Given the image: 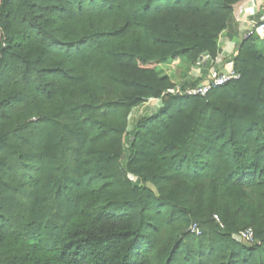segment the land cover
<instances>
[{"label": "trees", "instance_id": "1", "mask_svg": "<svg viewBox=\"0 0 264 264\" xmlns=\"http://www.w3.org/2000/svg\"><path fill=\"white\" fill-rule=\"evenodd\" d=\"M241 1L0 0V264H264V38L129 131L173 86L157 66L214 60Z\"/></svg>", "mask_w": 264, "mask_h": 264}, {"label": "crops", "instance_id": "2", "mask_svg": "<svg viewBox=\"0 0 264 264\" xmlns=\"http://www.w3.org/2000/svg\"><path fill=\"white\" fill-rule=\"evenodd\" d=\"M264 20V0H244L233 6L231 19L217 40L218 55L212 60L208 56L199 58L187 74L181 78L189 83L198 84L213 69L226 71L234 68L235 52L243 41L252 21Z\"/></svg>", "mask_w": 264, "mask_h": 264}, {"label": "built area", "instance_id": "3", "mask_svg": "<svg viewBox=\"0 0 264 264\" xmlns=\"http://www.w3.org/2000/svg\"><path fill=\"white\" fill-rule=\"evenodd\" d=\"M258 36L261 39L264 38V20L252 21L251 28L246 32L243 37V40L249 39L251 37ZM240 74L237 73L234 68H230L226 71L211 70L207 73L202 82L196 85H173L166 91H164L160 99L166 97H177V98H205L211 91L221 88L230 83L236 82L240 79ZM149 103H153V100H150ZM214 219L219 224V219L214 216ZM219 227L222 228V225L219 224ZM188 232L194 236H200L201 231L196 224H191L188 228ZM234 240L238 241L244 245H252L255 243L254 233L252 229H246L238 232L234 236Z\"/></svg>", "mask_w": 264, "mask_h": 264}, {"label": "rangeland", "instance_id": "4", "mask_svg": "<svg viewBox=\"0 0 264 264\" xmlns=\"http://www.w3.org/2000/svg\"><path fill=\"white\" fill-rule=\"evenodd\" d=\"M131 3H126V9L127 11H131V7H133L139 0H130ZM166 9V8H165ZM131 13V12H130ZM260 38V37H259ZM196 64L190 63L189 61L186 60H181L178 63H175L174 65H172L170 62H166L164 64L158 65L156 68V73L158 75V77L160 79L163 80H168V82L171 85H196L194 83H189L187 81H185L184 79L181 78V74H187L188 71L191 69L192 66H194ZM37 96H43L42 94H37V93H33V97H37ZM150 100H153V103H149ZM149 101L141 104L140 106H138L137 108H134L131 112V117H130V127H129V131L132 130L133 125L136 123L137 119L140 117H144L147 115H152L154 114L159 108H160V104H161V100L160 97L157 99H150ZM29 106V102L27 103H15L11 106V108H15L14 111H17V113L19 111H23V107L27 108ZM19 108V109H17ZM35 119V118H34ZM32 122H35L32 120ZM131 179V184L133 185H140L136 179L134 178H130ZM217 217V216H216ZM214 218V216H213ZM183 232H187L188 231V227L184 226L183 228ZM204 237V236H203ZM190 238V237H189ZM189 239L186 238L185 242H187ZM191 242H193V244H195L196 242H198L197 239H191ZM235 243H239L238 241H235ZM240 244V243H239ZM244 245V244H241ZM245 246V245H244ZM247 247V246H245ZM196 251V250H195ZM219 249L216 250V252L212 253L213 255H215L216 253H218ZM212 257L209 259L206 256H204L205 259H209L212 262Z\"/></svg>", "mask_w": 264, "mask_h": 264}]
</instances>
